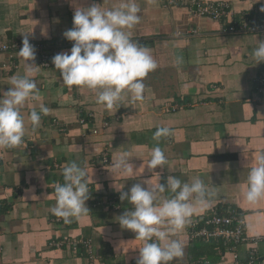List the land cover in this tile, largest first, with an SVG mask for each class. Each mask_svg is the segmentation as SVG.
Listing matches in <instances>:
<instances>
[{"label":"crops","instance_id":"0c3cea01","mask_svg":"<svg viewBox=\"0 0 264 264\" xmlns=\"http://www.w3.org/2000/svg\"><path fill=\"white\" fill-rule=\"evenodd\" d=\"M167 1L136 0L140 21L129 31L157 63L143 78L141 101L122 93V100L108 110L96 103L94 91L64 85L52 60L41 67L35 55L29 68L18 53H0V91L11 87V77L29 72L39 88L38 99L21 109L24 142L0 148V264H136L143 242L118 223L132 205L119 199L114 184L126 192L137 183L146 187L143 182L151 177L166 183L168 175L182 182L199 177L214 191L212 206L191 220L236 208L245 235L257 241L242 242L234 251L246 261L254 247L253 264H264V198L253 204L243 196L254 156L264 151V62L256 63L252 56L264 34L225 33L220 22ZM224 1L237 14L264 2ZM120 2L76 0L80 6L100 3L102 8ZM71 12L70 0H0V40L27 35L49 45L53 56L67 52L71 47L63 33L71 29ZM40 104L49 113L33 129L28 114L33 108L39 111ZM159 126L169 127L171 135L154 139ZM157 145L167 163L149 170L145 164ZM104 152L106 165L99 162ZM123 152L132 156L134 177H114L109 171ZM73 161L88 172L89 211L65 223L51 209L54 188L63 183L62 169ZM179 239L184 256L178 264H233L231 250L216 252V242L191 237L188 226ZM85 240L92 255L81 243Z\"/></svg>","mask_w":264,"mask_h":264},{"label":"clouds","instance_id":"9594fccd","mask_svg":"<svg viewBox=\"0 0 264 264\" xmlns=\"http://www.w3.org/2000/svg\"><path fill=\"white\" fill-rule=\"evenodd\" d=\"M70 2L74 5L73 27L63 35L73 44L69 51L52 57L62 83L94 91L96 103L108 110L122 100V93L129 94L133 101L143 100V78L156 69L157 63L147 46L133 40L129 31L140 21L136 0H121L112 8H102L100 3L84 7L76 0ZM261 11H264V6ZM42 34L46 35L45 32ZM18 55L29 68L34 65L28 63L35 60V49L27 35ZM252 56L256 63L264 62V40L259 41ZM8 83L11 87L0 91V148H17L25 136V117L21 109L28 100L38 99L39 88L30 72L13 76ZM48 113L49 109L44 104L39 105V111L33 108L29 112L28 120L33 129L40 125L41 116ZM170 135L169 127L159 126L153 138L159 140ZM149 156L145 164L149 170L158 166L162 168L167 163L158 145ZM131 157L129 152H123L113 160L109 171L114 177L116 174L134 177ZM62 176L63 183L54 188L56 203L51 212L63 218L65 223H71L72 219L89 211L86 207L89 199L88 172L73 161L62 169ZM143 184L146 187L137 183L126 192L114 184L120 193L119 199L132 205L131 209L118 216L117 221L122 229L131 230L136 234L135 239L143 242L136 264H171L174 259L178 264L184 256V244L179 234L195 214L212 206L215 193L199 177H193L191 182H182L175 175H168L166 183H160L159 177H151ZM246 184L243 196L249 203L254 204L264 198V151L255 154ZM166 191L172 195H163Z\"/></svg>","mask_w":264,"mask_h":264},{"label":"built area","instance_id":"2783aa9c","mask_svg":"<svg viewBox=\"0 0 264 264\" xmlns=\"http://www.w3.org/2000/svg\"><path fill=\"white\" fill-rule=\"evenodd\" d=\"M167 2L174 5H183L195 16L220 22L225 33L264 34V11H261L264 2L238 14L224 0H168ZM73 15L74 12H71V28L73 27ZM29 42L34 46L39 66H50L53 56L52 48L40 41L29 40ZM72 44L73 42L67 41L69 47H72ZM21 47L22 40H0V53L16 54ZM79 121L84 123L85 117H81ZM93 132L95 133L96 130ZM99 162L105 165L108 164L107 153L104 152L101 155ZM188 233L194 238L213 240L217 243L216 250H219L218 243L222 242L226 247L224 251L231 250L233 252V264H253L256 261V248L254 247L250 250V255L246 261H241L234 251L235 246L242 242L250 241L255 244L257 241L245 235L244 219L236 208H228L225 211L213 212L191 220L188 225ZM81 243L85 246L86 252L92 255L93 248L89 240Z\"/></svg>","mask_w":264,"mask_h":264},{"label":"trees","instance_id":"16d2710c","mask_svg":"<svg viewBox=\"0 0 264 264\" xmlns=\"http://www.w3.org/2000/svg\"><path fill=\"white\" fill-rule=\"evenodd\" d=\"M212 243V242H211ZM210 243V244H211ZM214 242L211 244L212 246H214ZM216 245H217V243H216ZM218 245H219V250H217L216 252H220V253H223V251L226 249V247H224V245H223V243L222 242H219L218 243ZM212 248V247H211ZM213 250V249H212ZM213 251H215V250H213Z\"/></svg>","mask_w":264,"mask_h":264}]
</instances>
